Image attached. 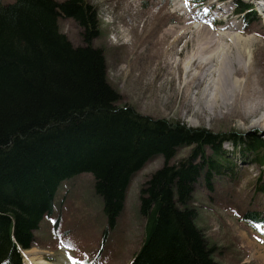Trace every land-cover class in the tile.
<instances>
[{"label":"trees","instance_id":"16d2710c","mask_svg":"<svg viewBox=\"0 0 264 264\" xmlns=\"http://www.w3.org/2000/svg\"><path fill=\"white\" fill-rule=\"evenodd\" d=\"M85 1L0 0V264H22L19 249L34 247L60 188L82 174L93 175L107 226L114 228L133 176L159 157L165 165L140 190L145 235L131 264H221L197 227L193 199L204 173L210 186L219 167H227L198 151L196 159L172 161L194 145L224 158L222 142L117 105L103 52L91 42L99 37L98 19ZM237 5L255 18L252 5ZM64 7L83 29L84 47L61 32ZM241 143L247 152L263 146L250 138ZM244 220L264 223L256 212Z\"/></svg>","mask_w":264,"mask_h":264},{"label":"rangeland","instance_id":"374dc122","mask_svg":"<svg viewBox=\"0 0 264 264\" xmlns=\"http://www.w3.org/2000/svg\"><path fill=\"white\" fill-rule=\"evenodd\" d=\"M2 1L13 3L16 0ZM56 1L63 4L69 0ZM239 1L252 5L255 18H260L264 0L85 2L98 19L99 37L91 42L103 52L117 105L134 109L145 117L209 132L222 142L220 154L224 158L216 157L211 147L194 145L179 149L172 161V165H176L196 159L198 151V154L206 152L227 167H219L220 173L210 186L204 173L193 199L197 227L210 245L216 247V260L221 264H264V223L244 220L250 212L259 213L264 220V132L246 125L255 112H259V119L264 117V112L260 111L264 94L257 92V95L249 86L238 95L228 89L231 91L224 94L231 114L221 116L216 111L214 117L204 116L199 110L201 103L197 106L196 101L205 86L190 89L188 95L185 94L186 77L177 72L174 65L176 60L184 66L188 57L186 51L180 52L184 42L174 43L175 38H254V68L237 71L234 78L249 83L263 72L264 22L262 18L255 21L251 11L242 13L237 5ZM59 24L74 47H84L83 29L73 18H62ZM203 109L206 110V105ZM258 118L251 119L252 124L258 122ZM233 137L237 141H231ZM248 138L260 141L263 146L257 152H247L241 142ZM164 165L163 157L155 158L133 176L124 211L111 230L103 214V203L95 193L93 175L82 174L64 183L53 215L46 218L35 233L34 247L25 251L19 249L22 260L29 251L27 254L33 253L32 258L37 259L35 263L43 259L48 264H131L145 235L140 190ZM22 263L25 264V259Z\"/></svg>","mask_w":264,"mask_h":264},{"label":"bare ground","instance_id":"6f19581e","mask_svg":"<svg viewBox=\"0 0 264 264\" xmlns=\"http://www.w3.org/2000/svg\"><path fill=\"white\" fill-rule=\"evenodd\" d=\"M181 41L184 42V49L180 52L186 51L188 57L184 66L176 60L174 65L177 72L186 77L185 94L188 95L190 89L205 86L201 94H198L196 101L197 106L199 102L201 103L199 110H202L204 116L214 117L216 111H219L221 116L230 115L228 110L230 105L225 101L226 95L224 93L231 90L232 94L236 92L238 95L239 91H244L245 87L249 86L257 95L258 93L264 94V71L257 74L255 79L252 78L249 83L248 80L236 81L234 78L237 71L244 72L249 67L254 68L252 62L256 47L254 38H175L174 43ZM243 60H247V63L245 64ZM204 72H206L205 75ZM252 73L254 74V70ZM206 79L208 82L203 83ZM204 105H206V110L203 109ZM261 107L263 108L260 111L264 112V101ZM256 109L257 107L252 110L255 111ZM259 115V112H255L251 119L255 121L254 117L258 118ZM261 117L262 119L258 118V122L254 124H252L251 119L247 120L246 125H249L252 130L264 132V117ZM28 252L26 251L24 254L25 264H48L43 259H41L43 262L35 263L37 259H33V253L28 255Z\"/></svg>","mask_w":264,"mask_h":264},{"label":"flooded vegetation","instance_id":"af4514ba","mask_svg":"<svg viewBox=\"0 0 264 264\" xmlns=\"http://www.w3.org/2000/svg\"><path fill=\"white\" fill-rule=\"evenodd\" d=\"M69 10L70 9H68V8H66V7H64L63 9H62V12L60 13V15H61V19L62 18H66V19H68V18H73L72 16H70V12H69Z\"/></svg>","mask_w":264,"mask_h":264},{"label":"snow or ice","instance_id":"6c2138e0","mask_svg":"<svg viewBox=\"0 0 264 264\" xmlns=\"http://www.w3.org/2000/svg\"><path fill=\"white\" fill-rule=\"evenodd\" d=\"M74 264H75V262H74Z\"/></svg>","mask_w":264,"mask_h":264}]
</instances>
